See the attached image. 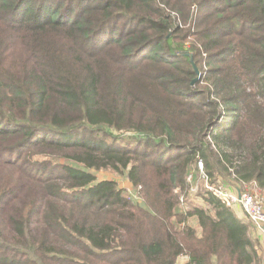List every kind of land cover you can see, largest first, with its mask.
I'll return each instance as SVG.
<instances>
[{
    "label": "trees",
    "instance_id": "1",
    "mask_svg": "<svg viewBox=\"0 0 264 264\" xmlns=\"http://www.w3.org/2000/svg\"><path fill=\"white\" fill-rule=\"evenodd\" d=\"M199 161L264 192V0H0V264H260Z\"/></svg>",
    "mask_w": 264,
    "mask_h": 264
},
{
    "label": "built area",
    "instance_id": "2",
    "mask_svg": "<svg viewBox=\"0 0 264 264\" xmlns=\"http://www.w3.org/2000/svg\"><path fill=\"white\" fill-rule=\"evenodd\" d=\"M186 181L190 186L189 192L198 191L201 183L204 184V191L213 193L226 205L239 206L246 217L264 233V194L260 190L240 189L222 181L212 183L209 175L204 170L202 161L198 163V172L189 173ZM185 201V194H182L180 197L181 205L184 206Z\"/></svg>",
    "mask_w": 264,
    "mask_h": 264
},
{
    "label": "crops",
    "instance_id": "3",
    "mask_svg": "<svg viewBox=\"0 0 264 264\" xmlns=\"http://www.w3.org/2000/svg\"><path fill=\"white\" fill-rule=\"evenodd\" d=\"M231 186H234L233 184H230ZM234 187H237V186H234ZM238 188V187H237ZM200 191V186H199V189L198 191L196 192H188L186 193L185 197H186V201H185V204L184 206L181 205L180 203V208L181 210H187V208L189 209V206L191 204H196V205H201V206H204L202 204H199L198 203V200L201 199L204 203L205 201L203 200L202 198V193H211V192H207V191H204V190H201L202 193H199ZM263 194L264 192L261 191ZM188 194H194L195 195V199H191V201H188ZM213 194V193H211ZM214 195V194H213ZM198 199V200H197ZM206 204V203H205ZM228 206V205H227ZM230 208H232V210L236 213V215L238 216V218L240 220H246L248 222H250V234L252 236V238L257 241V244H256V249L258 250V253H259V256L261 257V263L260 264H263L264 263V233L257 228V226L250 220L246 217V215L244 214L243 210L239 207V206H229ZM192 219V218H191ZM196 219V218H195ZM196 221V225L195 227L197 228L198 227V223H197V220ZM199 229V228H198ZM189 261V258L186 256V255H182L178 258V264H183V263H187Z\"/></svg>",
    "mask_w": 264,
    "mask_h": 264
},
{
    "label": "rangeland",
    "instance_id": "4",
    "mask_svg": "<svg viewBox=\"0 0 264 264\" xmlns=\"http://www.w3.org/2000/svg\"><path fill=\"white\" fill-rule=\"evenodd\" d=\"M97 177L99 178V180H105V179L117 180V182L119 184V187L126 189V191L128 193L132 194V196H134L136 198L135 200H137L138 202H140V203L142 202V199H141V197L139 195V191H136L134 188H132L125 178L120 177V176L112 173L111 171H106V170L105 171L104 170L103 171H99ZM234 186H236V185H234ZM203 188H204V184L200 183V191H199V193L201 192V189H203ZM247 190H252V188L249 187V189H247ZM191 199H195L196 200L194 194H190V195L188 194V201H191ZM198 203L205 206V203L201 199L198 200ZM195 220H197V219H195V218L190 219V224L195 226L196 225V221Z\"/></svg>",
    "mask_w": 264,
    "mask_h": 264
}]
</instances>
